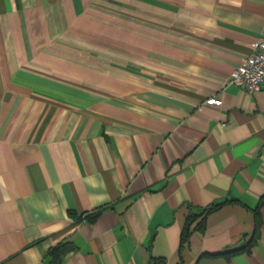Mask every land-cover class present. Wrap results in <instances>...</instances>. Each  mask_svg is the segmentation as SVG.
Here are the masks:
<instances>
[{"label":"crops","instance_id":"crops-1","mask_svg":"<svg viewBox=\"0 0 264 264\" xmlns=\"http://www.w3.org/2000/svg\"><path fill=\"white\" fill-rule=\"evenodd\" d=\"M263 37L264 0H0V264H264V85L227 83Z\"/></svg>","mask_w":264,"mask_h":264},{"label":"trees","instance_id":"trees-1","mask_svg":"<svg viewBox=\"0 0 264 264\" xmlns=\"http://www.w3.org/2000/svg\"><path fill=\"white\" fill-rule=\"evenodd\" d=\"M233 200L234 199L232 198H224L208 206H199V205H194L190 203L188 205V214L186 217V221H185V224L182 229L181 236H180V250L182 251L184 248H186L192 234L195 231L203 232L206 229L207 216L212 210L218 208L219 206L225 204L228 201H233ZM99 210L100 209H98L96 212H93L91 215H89L90 218L95 217L100 212ZM253 211H254L255 218H256V226H255V231H254L252 240L259 237L260 232H261V224H262L261 202L258 203L253 208ZM71 214L74 215V212L71 211ZM251 244L252 242L250 241L249 243L245 244L242 247L232 248V249L223 251L220 254L230 255L240 250L248 249L251 246ZM74 248H75V245L72 242H61L57 244L56 246H54L50 251V255L52 257V263L61 264L64 256L68 252L72 251ZM204 254H209V253H204ZM163 260H164L163 258H153L150 264H160L161 262H163ZM178 264H185L183 261V258Z\"/></svg>","mask_w":264,"mask_h":264},{"label":"built area","instance_id":"built-area-1","mask_svg":"<svg viewBox=\"0 0 264 264\" xmlns=\"http://www.w3.org/2000/svg\"><path fill=\"white\" fill-rule=\"evenodd\" d=\"M255 50L240 58L239 65L227 79V83L245 86L252 91L262 89L264 85V37L255 42ZM213 102L221 103L219 97L213 96Z\"/></svg>","mask_w":264,"mask_h":264}]
</instances>
